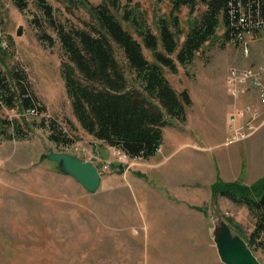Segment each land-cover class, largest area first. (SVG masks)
<instances>
[{
	"label": "rangeland",
	"instance_id": "obj_1",
	"mask_svg": "<svg viewBox=\"0 0 264 264\" xmlns=\"http://www.w3.org/2000/svg\"><path fill=\"white\" fill-rule=\"evenodd\" d=\"M45 1L53 7L56 23L67 29H87L93 23L89 13L91 5L101 4V0ZM26 2L27 10L21 12L14 0H0V46L5 51L0 56L2 68L8 72L14 65L21 66L27 71L33 92L40 94V99L43 97L42 101L48 103L53 111H59L47 110L45 114L33 118L25 116L21 110L0 107V118L19 121L25 118L31 124V136L25 140L0 138V264H215L206 251L199 249L200 243L177 240V235L164 236L159 249L146 241V222L150 223L151 219L144 205L138 204L129 190L135 174L132 170L139 168L141 161L129 158L122 151L121 158L116 155L117 149L102 151L96 162L102 183L97 193L89 194L75 179L62 173L58 163L43 159L51 152H65L90 161L95 157L92 144H97V140L78 123L68 124L72 123L68 115L74 117V114L61 74L64 57L61 43L44 19L37 0ZM126 11L142 13L151 30L159 37L158 19L171 21L172 5L158 0H121V9L113 12L124 29L142 43L131 22L123 19ZM205 11L203 4L198 5L194 14L187 7L181 9V34H176L178 49L172 56L178 73L173 74L167 68L163 71L178 93L186 90L193 99L192 110V106L187 110V116L189 111L191 114L190 127L199 120L209 122L216 128L220 139L223 129L226 131L228 125L231 128V118L240 109L239 106L249 102L250 96H261L256 88L249 89L239 96L242 99L244 95H249L237 103L239 106L233 112L235 97L229 93L227 81L233 68L264 67V38L253 42L250 54L246 56L236 43L225 40V28L221 23L216 36L200 49L193 62L182 66L176 56L187 34ZM34 19L39 23H33ZM172 31L175 32L174 28ZM43 34L52 38V48L40 40ZM160 50H163L161 45ZM143 52L150 62H156L149 50L143 48ZM116 53L120 63L125 65L123 51L116 48ZM252 90L254 92L250 93ZM245 107H250L252 113L258 112L261 116L256 107L249 104ZM248 115L251 116L247 114L238 119L235 125L245 126ZM51 116L57 118L70 134L68 138L74 139L73 144L57 146L49 140V130L38 126L44 117ZM261 119L259 121L258 117L256 126L262 123ZM262 125L259 132L248 138V142H245L246 139L230 146H238L247 161L248 145L264 140ZM226 148L229 147L223 145L216 151ZM256 149L264 150V146H256ZM216 210L249 245L255 228V219L250 212L242 213L219 206ZM209 211L214 227L216 215L213 205ZM209 233L210 242L213 236ZM250 248L264 264V250Z\"/></svg>",
	"mask_w": 264,
	"mask_h": 264
},
{
	"label": "trees",
	"instance_id": "obj_2",
	"mask_svg": "<svg viewBox=\"0 0 264 264\" xmlns=\"http://www.w3.org/2000/svg\"><path fill=\"white\" fill-rule=\"evenodd\" d=\"M162 1L172 5V12L171 21L158 19L159 37L142 13H124L123 19L131 22L142 40L140 43L124 29L113 12L121 9V0H101L98 6L91 5L89 13L93 23L87 29L58 25L53 7L45 0H37L44 19L61 43L64 53L61 74L76 120L95 140L122 151L131 159L147 160L155 156L163 144L164 129L173 121L185 123L187 110L193 105L189 92L178 93L163 71L167 68L173 74L178 73L172 56L178 49L176 34H181V9L187 7L194 14L198 5L206 6L176 56L180 65L193 62L200 49L216 36L221 23L225 40H232L229 34L232 20L228 13L231 0H158ZM14 2L21 12L27 10L26 0ZM34 22L39 23L37 19ZM40 40L53 47L50 36L43 34ZM116 48L123 51L125 65L118 60ZM143 48L152 53L155 63L146 58ZM4 52L0 46V56ZM0 107L23 112L36 109L38 115L47 112L32 90L27 71L14 65L7 72L2 68L1 59ZM57 120L44 117L37 125L49 130V140L57 146L73 144L74 139L68 138L70 134ZM30 129L31 124L25 118L20 121L0 118V138L5 140H25L31 136ZM212 191L216 200L223 197L248 208L255 219L249 245L264 250V176L250 186L227 183L219 178Z\"/></svg>",
	"mask_w": 264,
	"mask_h": 264
},
{
	"label": "crops",
	"instance_id": "obj_3",
	"mask_svg": "<svg viewBox=\"0 0 264 264\" xmlns=\"http://www.w3.org/2000/svg\"><path fill=\"white\" fill-rule=\"evenodd\" d=\"M36 95L48 112L58 113L59 110L53 111L48 103L42 101L43 97L40 99V94ZM247 96L233 99V112L239 106L237 103ZM253 97L250 96V101L239 107L242 109L249 104L259 109V121L262 118L264 124V99L259 94ZM192 108L193 105L190 110ZM68 117L72 123H78L75 116ZM190 119L189 111L185 124L173 121L171 126L164 129L163 144L155 156L147 160L135 159L141 161V164L139 168L131 169L135 174L131 178L129 190L136 202L144 205L151 219L145 227L147 242L159 249L160 240L164 236L177 235V240L200 243L199 249L206 251L215 264H223L214 242L211 239L208 241L209 232L212 233L214 228L209 219V207L214 201L212 186L219 178L227 183L237 182L246 186L258 182L264 176V150L256 149V146H264V140L248 145L247 161L238 146L230 147L240 143L230 141L232 133L229 125L218 139L216 128L211 123L199 120L190 127ZM262 123H258V126L261 127ZM96 142L100 156L102 151L116 150L103 142ZM223 145L229 148L216 151V148ZM217 206L249 214L246 207L238 206L223 197L217 199Z\"/></svg>",
	"mask_w": 264,
	"mask_h": 264
},
{
	"label": "built area",
	"instance_id": "obj_4",
	"mask_svg": "<svg viewBox=\"0 0 264 264\" xmlns=\"http://www.w3.org/2000/svg\"><path fill=\"white\" fill-rule=\"evenodd\" d=\"M228 13L230 16V36L244 52L249 56L250 46L258 39L264 38V0H231ZM228 91L235 99L240 98L242 94L248 92L251 88L259 90L261 97L264 99V67L247 68L239 70L231 69L228 78ZM14 111V110H13ZM27 117H37L36 109H29L24 112ZM250 114L245 126L237 127L235 123L238 119L244 118ZM47 116V115H46ZM259 113L254 112L250 107L238 109L232 116L231 131L233 133L231 142L238 143L245 141L257 132L260 126L255 123ZM117 156L123 158L120 150H117Z\"/></svg>",
	"mask_w": 264,
	"mask_h": 264
},
{
	"label": "water",
	"instance_id": "obj_5",
	"mask_svg": "<svg viewBox=\"0 0 264 264\" xmlns=\"http://www.w3.org/2000/svg\"><path fill=\"white\" fill-rule=\"evenodd\" d=\"M20 34L19 32L18 35ZM92 146L95 157L90 161H84L65 152H51L45 154L43 159L58 163L62 173L75 179L88 193L95 194L101 186L102 176L96 166L99 156L97 144L93 143ZM212 205L216 215L212 236L221 262L223 264H262L248 243L220 216L216 210V199Z\"/></svg>",
	"mask_w": 264,
	"mask_h": 264
},
{
	"label": "bare ground",
	"instance_id": "obj_6",
	"mask_svg": "<svg viewBox=\"0 0 264 264\" xmlns=\"http://www.w3.org/2000/svg\"><path fill=\"white\" fill-rule=\"evenodd\" d=\"M258 131V130H257Z\"/></svg>",
	"mask_w": 264,
	"mask_h": 264
}]
</instances>
